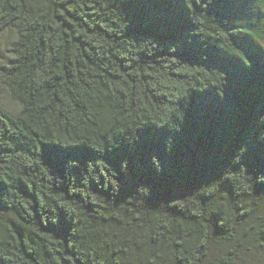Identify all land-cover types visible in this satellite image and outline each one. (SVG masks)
Listing matches in <instances>:
<instances>
[{
	"label": "trees",
	"instance_id": "16d2710c",
	"mask_svg": "<svg viewBox=\"0 0 264 264\" xmlns=\"http://www.w3.org/2000/svg\"><path fill=\"white\" fill-rule=\"evenodd\" d=\"M0 264H264V0H0Z\"/></svg>",
	"mask_w": 264,
	"mask_h": 264
},
{
	"label": "rangeland",
	"instance_id": "374dc122",
	"mask_svg": "<svg viewBox=\"0 0 264 264\" xmlns=\"http://www.w3.org/2000/svg\"><path fill=\"white\" fill-rule=\"evenodd\" d=\"M14 38V32L11 30L0 29V74L4 67L9 64L12 52L11 41ZM0 102L10 110H16L18 105L12 101L7 89L0 81Z\"/></svg>",
	"mask_w": 264,
	"mask_h": 264
}]
</instances>
